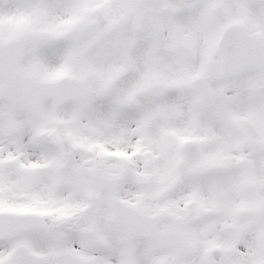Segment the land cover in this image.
<instances>
[{"label": "snow or ice", "instance_id": "obj_1", "mask_svg": "<svg viewBox=\"0 0 264 264\" xmlns=\"http://www.w3.org/2000/svg\"><path fill=\"white\" fill-rule=\"evenodd\" d=\"M0 264H264V0H0Z\"/></svg>", "mask_w": 264, "mask_h": 264}]
</instances>
